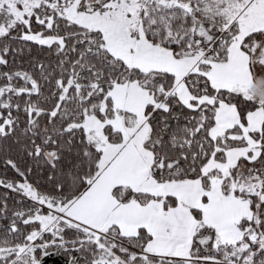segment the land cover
Instances as JSON below:
<instances>
[{
  "label": "snow or ice",
  "instance_id": "obj_1",
  "mask_svg": "<svg viewBox=\"0 0 264 264\" xmlns=\"http://www.w3.org/2000/svg\"><path fill=\"white\" fill-rule=\"evenodd\" d=\"M0 264H264V0H0Z\"/></svg>",
  "mask_w": 264,
  "mask_h": 264
}]
</instances>
